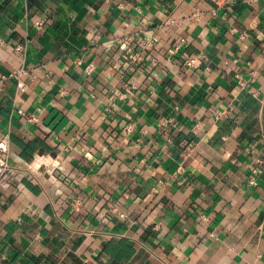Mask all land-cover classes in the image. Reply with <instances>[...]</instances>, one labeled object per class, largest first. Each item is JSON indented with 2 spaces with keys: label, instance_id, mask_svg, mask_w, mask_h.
Returning a JSON list of instances; mask_svg holds the SVG:
<instances>
[{
  "label": "crops",
  "instance_id": "0c3cea01",
  "mask_svg": "<svg viewBox=\"0 0 264 264\" xmlns=\"http://www.w3.org/2000/svg\"><path fill=\"white\" fill-rule=\"evenodd\" d=\"M2 78L0 264H264V0H0Z\"/></svg>",
  "mask_w": 264,
  "mask_h": 264
},
{
  "label": "built area",
  "instance_id": "2783aa9c",
  "mask_svg": "<svg viewBox=\"0 0 264 264\" xmlns=\"http://www.w3.org/2000/svg\"><path fill=\"white\" fill-rule=\"evenodd\" d=\"M216 2H218V0H216ZM41 24H42V22L38 21V25H41ZM125 45L127 46L126 52H127L129 58L132 61L137 62V61H140V60L143 59L144 51L137 50V49L131 47L130 45L127 44V42H125ZM22 48H23L22 45H18L16 47V49H18V50H21ZM196 62H197V59L196 58H192V59L186 60L185 63L188 66H193V65L196 64ZM86 71L89 74H91L92 71H93V65L91 64V65L87 66ZM26 73H27V70L25 68H21L18 71L12 72L10 74V76L17 78L19 89H25L26 88V85H25V83H24V81L22 79L24 74H26ZM3 79L4 78H2L0 80V89H1V85H2ZM17 111H18L19 114L29 118L31 121L36 119L32 115L26 114V112L23 109L19 108ZM9 149H10V135H9V133L4 132V130L2 128V125H1V122H0V169L2 170L3 173L10 169V165H9ZM259 171L260 170L256 168L254 170V173L256 174ZM250 182L255 184L256 180L252 179Z\"/></svg>",
  "mask_w": 264,
  "mask_h": 264
}]
</instances>
